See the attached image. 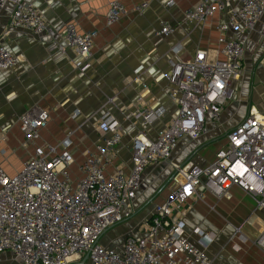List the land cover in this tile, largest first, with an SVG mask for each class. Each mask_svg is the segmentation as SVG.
<instances>
[{
  "label": "built area",
  "instance_id": "2783aa9c",
  "mask_svg": "<svg viewBox=\"0 0 264 264\" xmlns=\"http://www.w3.org/2000/svg\"><path fill=\"white\" fill-rule=\"evenodd\" d=\"M34 2L0 0V17L9 3L13 9L8 27L41 35L49 25ZM166 4L173 5V1ZM146 6L142 2L133 11L140 13ZM124 13L120 1H110L106 25ZM216 13L226 14L225 21L217 25L218 31H231L235 37H220L222 58L210 59L206 50L199 49L188 61H168L163 76L175 113L160 132L150 135L142 129L133 135L128 171L120 167L107 173L118 156L123 135L120 121L111 112L100 115L96 127L99 140L92 150L83 152L76 175L71 171L75 159L70 134L54 145L39 142L48 113L30 110L21 116L24 145L31 146L32 153L12 176L0 164V261L70 264L86 255L88 264H213L205 251L184 235L182 205L188 199H202L206 191L221 197L236 185L264 210V110L251 109L227 132L226 145L207 166L169 163L177 187L150 211L137 232L124 237L119 248L100 242L109 229L134 215L131 202L146 167L167 160L181 138L203 135L206 123L218 121L222 108L234 97L232 82L240 77L247 40L264 15V0H200L184 12L187 21L194 23ZM173 30L164 23L157 34L167 36ZM96 35V30L80 33L75 23H67L58 50L74 51L82 59L80 69L85 71L90 67ZM17 63L18 57L0 41V70ZM138 101L131 114L134 120L151 125L164 117L166 108L147 106L141 97ZM204 243L206 247L208 242ZM258 243L264 249V234Z\"/></svg>",
  "mask_w": 264,
  "mask_h": 264
},
{
  "label": "crops",
  "instance_id": "0c3cea01",
  "mask_svg": "<svg viewBox=\"0 0 264 264\" xmlns=\"http://www.w3.org/2000/svg\"><path fill=\"white\" fill-rule=\"evenodd\" d=\"M112 0H35L48 29L35 35L24 28L10 29L13 9L7 4L0 17V41L16 57L12 68L0 70V164L12 176L21 170L32 153L24 145L21 116L30 110H44L48 122L40 130L39 142L51 145L70 134L71 150L78 164L83 152L92 150L99 140L97 122L105 111L111 112L123 131L118 156L107 167L125 171L131 166V138L144 129L160 132L175 107L168 97L164 79L168 61L190 60L204 49L210 59L222 58L220 37L232 39L234 33L221 34L217 25L226 19L216 13L201 23L187 21L184 12L200 0H118L126 13L112 25H106L108 3ZM147 6L140 13L133 7ZM75 23L78 32L96 30L90 67L80 69L82 59L72 50L61 52V32L65 24ZM167 23L174 30L167 36L157 34ZM142 84L146 85L142 89ZM234 97L222 108L218 121L206 123V132L198 138H181L167 160L146 167L131 209L137 219L122 223L119 248L127 234L137 232L150 211L177 187L169 163L207 166L214 154L226 145V134L246 117L249 110H264V15L250 34L242 59L240 77L232 82ZM152 108L164 107L166 113L151 125L134 120L131 114L139 101ZM73 175L77 165H72ZM184 235L203 249L213 264H264V249L258 243L264 234V210L238 186H231L221 197L206 191L204 197L188 199L183 205ZM148 216L142 219L144 212ZM118 239V236H116ZM119 238V239H120ZM205 241L208 242L204 247Z\"/></svg>",
  "mask_w": 264,
  "mask_h": 264
},
{
  "label": "rangeland",
  "instance_id": "374dc122",
  "mask_svg": "<svg viewBox=\"0 0 264 264\" xmlns=\"http://www.w3.org/2000/svg\"><path fill=\"white\" fill-rule=\"evenodd\" d=\"M73 165H77V164L74 163ZM71 167H72V166H71ZM148 213H149V211L144 212L143 215H142V219L146 218V217L148 216ZM130 219H137V216H136V217H133V218H130ZM127 221H128V220H127ZM121 224H122V223H121ZM121 224H119V225H117V226H114L113 228L109 229V230L105 233V235H103V237H108V239L110 240V245H111V246H117L118 244H120V240H121V238L119 237L118 234L120 233V231H119V227H120ZM110 231H116V233H117V231H119V233L116 234V236H118V239H117L116 236H112V237H110L109 234H113V232L110 233ZM113 235H114V234H113ZM103 237H102V238H103ZM102 238H101L100 242L103 244V240H102ZM119 238H120V239H119ZM0 258L2 259L3 257L1 256ZM0 264H4V262L1 260V261H0ZM86 264H88V263L86 262Z\"/></svg>",
  "mask_w": 264,
  "mask_h": 264
},
{
  "label": "water",
  "instance_id": "95a60500",
  "mask_svg": "<svg viewBox=\"0 0 264 264\" xmlns=\"http://www.w3.org/2000/svg\"><path fill=\"white\" fill-rule=\"evenodd\" d=\"M86 261H87V256L85 255L79 261L72 262L70 264H86Z\"/></svg>",
  "mask_w": 264,
  "mask_h": 264
}]
</instances>
